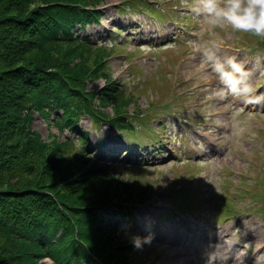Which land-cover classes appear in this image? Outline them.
Returning a JSON list of instances; mask_svg holds the SVG:
<instances>
[{
    "label": "rangeland",
    "instance_id": "374dc122",
    "mask_svg": "<svg viewBox=\"0 0 264 264\" xmlns=\"http://www.w3.org/2000/svg\"><path fill=\"white\" fill-rule=\"evenodd\" d=\"M155 1L100 0V24L78 33L93 41L113 39L115 45H123V51L112 49L106 68L114 86L132 97L123 116L128 119L136 114L135 124L144 132L120 134L106 122L80 120V128L89 133L87 149L103 158L106 177L115 174L127 189L142 186L155 192L145 204L132 207L131 220H119L120 237L150 238L139 249L132 245V264L139 259L142 264H264L262 208L248 196L251 193L236 192L238 187H255L254 183L264 181V39L255 36L259 43L250 44L246 36L251 34L230 27L217 29L215 35L190 12L191 0ZM129 4L137 6L131 10ZM150 5L160 10L162 19L151 13ZM117 30L120 33H111ZM215 39L222 41L217 53L221 60L235 57L251 73L252 95L260 97L258 101L216 95L223 85L189 43ZM239 44L245 47L239 49ZM154 82L169 94L163 93V101L156 96L159 91ZM100 88H105L103 79L87 85V90ZM144 108L146 113L158 114L150 118V124L143 120ZM101 112L111 117L112 106ZM32 129L42 139L59 135L48 120L37 115ZM69 136L64 131L63 137ZM72 149L76 152L71 155L76 156L79 144ZM182 190L196 200L187 211L169 201ZM223 199L231 208L228 215L223 212ZM179 200L185 204V198ZM230 200L235 202L233 207H228ZM170 206L186 220L187 238L169 212Z\"/></svg>",
    "mask_w": 264,
    "mask_h": 264
},
{
    "label": "trees",
    "instance_id": "16d2710c",
    "mask_svg": "<svg viewBox=\"0 0 264 264\" xmlns=\"http://www.w3.org/2000/svg\"><path fill=\"white\" fill-rule=\"evenodd\" d=\"M99 3L0 0V264H39L45 256L55 264H132L130 247L115 241L117 225L95 212L120 198L118 182L85 146L72 156L71 142L43 141L32 130L37 114L86 145L77 131L83 115L135 128L123 116L132 97L106 68L112 51L76 31L100 23ZM99 79L104 89L87 90ZM109 106L111 117L101 112ZM116 208L113 215L128 214Z\"/></svg>",
    "mask_w": 264,
    "mask_h": 264
},
{
    "label": "clouds",
    "instance_id": "9594fccd",
    "mask_svg": "<svg viewBox=\"0 0 264 264\" xmlns=\"http://www.w3.org/2000/svg\"><path fill=\"white\" fill-rule=\"evenodd\" d=\"M188 3V0H183ZM190 12L207 24L215 35L217 29L230 27L233 31L251 34L264 39V0H191L188 4ZM195 50L203 56L204 64L218 78L223 87L216 93L221 99L228 94L244 97L247 102H255L260 97L253 98L254 89L249 82L251 73L245 65L235 57L221 60L217 53L222 44L215 39L210 43L199 44L189 41ZM142 243H150V238L143 241L136 237L134 247L140 248ZM40 264H55L51 257L45 256Z\"/></svg>",
    "mask_w": 264,
    "mask_h": 264
}]
</instances>
